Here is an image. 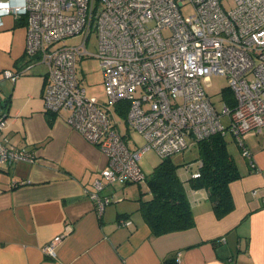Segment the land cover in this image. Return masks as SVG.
Here are the masks:
<instances>
[{
    "label": "built area",
    "instance_id": "obj_1",
    "mask_svg": "<svg viewBox=\"0 0 264 264\" xmlns=\"http://www.w3.org/2000/svg\"><path fill=\"white\" fill-rule=\"evenodd\" d=\"M5 16L25 21L30 63L4 70L3 78L14 82L34 65L44 66L45 111L67 112V124L106 157L90 194L98 212L121 201L104 194L108 187L146 182L137 164L148 151L163 160L203 138L229 134L253 165L243 135L264 129V0H26L23 13L0 16V29ZM92 33L94 54L85 45ZM77 35L84 37L78 46H56ZM86 57L98 60L105 102L85 94L76 69ZM211 76L226 79L234 107L224 103L216 112L204 89ZM120 102L128 103L126 126L141 136V148H128L112 124L111 108ZM5 121L0 118V165L33 162L32 154L2 137ZM66 236L48 241L44 254L54 256Z\"/></svg>",
    "mask_w": 264,
    "mask_h": 264
},
{
    "label": "crops",
    "instance_id": "obj_2",
    "mask_svg": "<svg viewBox=\"0 0 264 264\" xmlns=\"http://www.w3.org/2000/svg\"><path fill=\"white\" fill-rule=\"evenodd\" d=\"M3 23L0 118L6 119V126L1 135L8 145L32 154L34 161L0 165V264H166L165 260L264 264V129L243 135L252 166L232 137L228 142L240 173L229 187L234 203L231 212L217 217L206 190L190 187V179L199 170L197 155L176 174L183 183L194 227L152 237L138 213L137 200L147 191L146 184L143 190L133 184L108 187L104 194H114L121 201H113L101 213L96 209L90 194L107 165L106 157L67 124V112L45 111L46 68L34 65L14 82L3 78L4 70L30 63L23 48L25 21L5 16ZM120 107L117 103L111 108L112 124L130 138L131 130L118 113ZM66 232L55 255L44 254L43 246Z\"/></svg>",
    "mask_w": 264,
    "mask_h": 264
},
{
    "label": "trees",
    "instance_id": "obj_3",
    "mask_svg": "<svg viewBox=\"0 0 264 264\" xmlns=\"http://www.w3.org/2000/svg\"><path fill=\"white\" fill-rule=\"evenodd\" d=\"M224 103L234 107L233 93L223 89ZM119 116L126 118L128 103H118ZM118 110V108H117ZM199 177L190 179V187L204 189L217 217H222L234 208L230 184L240 178V173L229 152L225 136L215 134L195 143ZM182 165L173 163L171 157L160 160L150 175L146 176V192L140 193L138 213L150 229L152 237L186 231L194 227V216L183 183L177 170ZM148 195L147 198L144 196ZM166 264H175L165 260Z\"/></svg>",
    "mask_w": 264,
    "mask_h": 264
},
{
    "label": "rangeland",
    "instance_id": "obj_4",
    "mask_svg": "<svg viewBox=\"0 0 264 264\" xmlns=\"http://www.w3.org/2000/svg\"><path fill=\"white\" fill-rule=\"evenodd\" d=\"M226 8L229 9L231 7V3L226 2L225 3ZM183 14H187L189 12V9H184ZM84 40L83 36H75L66 39L64 43H59L56 46L64 45V46H78L81 44ZM97 37L95 33H92L89 35V38L86 42V49L88 52L94 54L96 52V44ZM99 63L98 60L94 57H86L82 60H79L77 63V72L78 77L80 79V82L85 88L86 96L87 97H95L99 101L105 102L106 96L104 93V86L102 80V74L101 70L99 69ZM227 86V81L225 78L220 76H211L208 82V85L206 88L207 96L209 97V101L213 104L216 112H221V109L224 104V98H223V89H225ZM221 122L222 125L227 126L229 123L227 116H221ZM130 138L126 137L125 142L128 148H141V146L144 144V141L142 140L141 136L135 133L134 131H130ZM226 140L230 142L231 137L228 135L225 136ZM135 145V146H134ZM230 145V144H229ZM194 146H190L187 149H185L181 153H177L171 156V159L174 161V163H178L179 165H183L185 162L193 161L197 157V151ZM160 159L154 154L153 152H146L144 153L141 158L138 161V164L142 172L144 173V176L150 175L153 168L159 163ZM195 166V165H194ZM196 167V166H195ZM182 170V166L179 168ZM194 169V167H193ZM133 185L140 186V189L143 190L145 188V182L142 183H134Z\"/></svg>",
    "mask_w": 264,
    "mask_h": 264
},
{
    "label": "clouds",
    "instance_id": "obj_5",
    "mask_svg": "<svg viewBox=\"0 0 264 264\" xmlns=\"http://www.w3.org/2000/svg\"><path fill=\"white\" fill-rule=\"evenodd\" d=\"M12 9L17 13H23L26 11V0H0V16L6 15Z\"/></svg>",
    "mask_w": 264,
    "mask_h": 264
}]
</instances>
